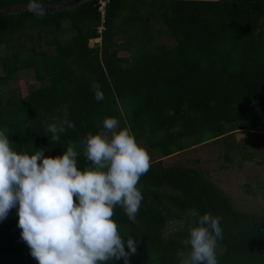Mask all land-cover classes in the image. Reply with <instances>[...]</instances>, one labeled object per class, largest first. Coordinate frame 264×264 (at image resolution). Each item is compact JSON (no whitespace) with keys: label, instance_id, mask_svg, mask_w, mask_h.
<instances>
[{"label":"trees","instance_id":"trees-1","mask_svg":"<svg viewBox=\"0 0 264 264\" xmlns=\"http://www.w3.org/2000/svg\"><path fill=\"white\" fill-rule=\"evenodd\" d=\"M29 3L0 0V87L28 69L41 84L27 96L6 97L0 88V130L15 151L56 157L72 142L83 171L92 165L80 141L89 132L110 135L105 117L126 122L136 141L164 157L237 131L264 138V0H86L42 15ZM157 24L173 46L159 42ZM121 36L127 49L116 41ZM93 82L104 100L94 98ZM51 124L65 128L58 143ZM137 188V222L119 206L112 217L123 239L138 241L129 264H181L191 251L189 230L205 213L220 217L218 264H264V212L238 209L199 169L151 161ZM17 211L0 221V264H38L21 239ZM175 222L184 226L169 231Z\"/></svg>","mask_w":264,"mask_h":264},{"label":"clouds","instance_id":"clouds-1","mask_svg":"<svg viewBox=\"0 0 264 264\" xmlns=\"http://www.w3.org/2000/svg\"><path fill=\"white\" fill-rule=\"evenodd\" d=\"M27 8L37 11L40 5L30 0ZM100 29L102 33L104 27ZM91 87L94 98L104 100L99 83ZM64 124L75 128L67 120ZM103 128L111 135L89 132L80 141L92 165L83 171L77 167V145L72 142L62 156L47 157L44 149L32 154L15 151L7 129L0 130V221L18 205L21 239L38 264H107L121 258L129 264L137 253L138 241L132 236L123 239L112 217L119 206L137 222L143 200L137 184L150 169V155L128 129L119 128L115 117H105ZM48 131L58 143V133L65 128L51 124ZM222 237L219 216H200L199 226L189 230L191 251L181 264H218L215 249Z\"/></svg>","mask_w":264,"mask_h":264},{"label":"rangeland","instance_id":"rangeland-1","mask_svg":"<svg viewBox=\"0 0 264 264\" xmlns=\"http://www.w3.org/2000/svg\"><path fill=\"white\" fill-rule=\"evenodd\" d=\"M67 26L66 23L65 27ZM156 27L158 31L162 32L157 34L159 42L173 46L175 41L169 36L167 29L158 24ZM68 36L71 37V34ZM126 40L127 38H124V36L116 38L123 50L127 49ZM99 41L92 40L90 45H95ZM123 42L126 43L123 45ZM36 47L40 49L41 46L38 44ZM42 49L49 53L55 51L52 47L46 45ZM3 52L4 49L0 48V56L3 55ZM128 55L130 56V51ZM0 74H2L1 68ZM40 85L35 79V72L28 69L18 73L9 85L0 88L4 90L3 93L6 97L19 94L27 96L29 92ZM123 125L122 121H119L120 129H128L126 122L125 127ZM231 134L233 135L227 137V139H214L199 143L168 157L150 150L146 142H136L147 150L150 155V162L162 160L163 165L166 167L197 168L217 187L230 195L238 209L262 213L264 212V138L255 137L253 134L246 135L239 131ZM183 226L184 223H171L169 231L178 230ZM221 250L216 245V255Z\"/></svg>","mask_w":264,"mask_h":264},{"label":"water","instance_id":"water-1","mask_svg":"<svg viewBox=\"0 0 264 264\" xmlns=\"http://www.w3.org/2000/svg\"><path fill=\"white\" fill-rule=\"evenodd\" d=\"M86 0H70V1H63V2H60L58 4H53V5H50V6H41L39 11H55V10H59V9H63V8H67L71 5H73L74 3H81V2H84Z\"/></svg>","mask_w":264,"mask_h":264},{"label":"built area","instance_id":"built-area-1","mask_svg":"<svg viewBox=\"0 0 264 264\" xmlns=\"http://www.w3.org/2000/svg\"><path fill=\"white\" fill-rule=\"evenodd\" d=\"M104 5H105V4L103 3V6H101V8H102V10H103V11H102V12H103V15H104V13H105V12H104ZM100 31H101V29H100Z\"/></svg>","mask_w":264,"mask_h":264},{"label":"crops","instance_id":"crops-1","mask_svg":"<svg viewBox=\"0 0 264 264\" xmlns=\"http://www.w3.org/2000/svg\"><path fill=\"white\" fill-rule=\"evenodd\" d=\"M96 40H99V39H96ZM91 43V42H90ZM101 42L99 41V42H97V43H95V45H97V44H100ZM95 45H92V47H94ZM91 46V45H90Z\"/></svg>","mask_w":264,"mask_h":264},{"label":"flooded vegetation","instance_id":"flooded-vegetation-1","mask_svg":"<svg viewBox=\"0 0 264 264\" xmlns=\"http://www.w3.org/2000/svg\"><path fill=\"white\" fill-rule=\"evenodd\" d=\"M66 1H68V0H66Z\"/></svg>","mask_w":264,"mask_h":264}]
</instances>
